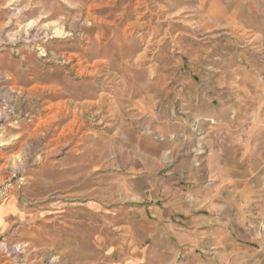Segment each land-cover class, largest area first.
I'll use <instances>...</instances> for the list:
<instances>
[{
	"label": "rangeland",
	"instance_id": "obj_1",
	"mask_svg": "<svg viewBox=\"0 0 264 264\" xmlns=\"http://www.w3.org/2000/svg\"><path fill=\"white\" fill-rule=\"evenodd\" d=\"M261 219L264 0H0V264H264Z\"/></svg>",
	"mask_w": 264,
	"mask_h": 264
},
{
	"label": "crops",
	"instance_id": "obj_2",
	"mask_svg": "<svg viewBox=\"0 0 264 264\" xmlns=\"http://www.w3.org/2000/svg\"><path fill=\"white\" fill-rule=\"evenodd\" d=\"M245 134L247 138L244 140L242 139V135L239 134V137L237 136V131H236V136L234 138H230V143L228 144V148H226L227 152L229 153L228 158L231 161L234 162H229V165L232 169L233 173V188H223L221 186L218 192V194H211L209 198L207 196L204 198V203L205 207L207 208H214L216 206H221L220 202L224 200V193L226 190H230L233 192V197L236 199L237 194L239 192H248L250 187H255L258 186L260 187L261 182H262V174L257 171L254 167V160L259 159L258 154L254 153V148H253V140H252V129L251 127L245 128ZM242 131V130H241ZM241 133V132H240ZM191 152V151H190ZM199 152V151H198ZM204 159H200L196 162V168L198 170V175L199 178L198 180H195L197 185H199V181H204L201 185H206L207 187L203 188V194L207 192L208 189H210L213 185H218L221 183V179H218V182L213 181L212 177L213 172L215 171L214 169H211L209 167V160L213 158H217L220 160L226 161L223 158H227V155L225 152L222 151L221 148L214 146H209L207 148V154L205 153ZM239 168V170H238ZM239 176H238V172ZM212 173V174H211ZM187 178L191 180V173L189 172L187 175ZM193 182V181H192ZM224 183H222L223 185ZM205 191V192H204ZM209 195V193H206ZM212 196H217L215 201H212ZM207 198V199H206ZM260 227L263 228L264 231V219H261L259 223Z\"/></svg>",
	"mask_w": 264,
	"mask_h": 264
}]
</instances>
